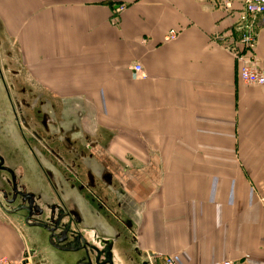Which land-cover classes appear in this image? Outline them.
<instances>
[{"label":"crops","instance_id":"0c3cea01","mask_svg":"<svg viewBox=\"0 0 264 264\" xmlns=\"http://www.w3.org/2000/svg\"><path fill=\"white\" fill-rule=\"evenodd\" d=\"M217 1L0 0V62L29 123L2 87V157L41 202L61 198L149 264H264V86L239 78ZM246 55L264 68V26ZM31 249L33 264L79 260L0 208V257Z\"/></svg>","mask_w":264,"mask_h":264},{"label":"water","instance_id":"95a60500","mask_svg":"<svg viewBox=\"0 0 264 264\" xmlns=\"http://www.w3.org/2000/svg\"><path fill=\"white\" fill-rule=\"evenodd\" d=\"M24 190L19 191L15 186L11 194L1 192L0 208L8 214L21 213L24 222L29 227L40 229L47 243L56 251L73 254V257L81 259V264H128L129 260H140L126 254L122 247L117 250L116 241L122 234L116 240H107L89 233L86 229L83 231L75 213L68 211L61 198L57 197L58 202H41L40 196ZM134 252L137 257L140 256L137 248ZM35 253V249L27 252L24 263L33 264V259L31 262L29 256ZM143 264L149 262L145 261Z\"/></svg>","mask_w":264,"mask_h":264},{"label":"built area","instance_id":"2783aa9c","mask_svg":"<svg viewBox=\"0 0 264 264\" xmlns=\"http://www.w3.org/2000/svg\"><path fill=\"white\" fill-rule=\"evenodd\" d=\"M217 4L230 19V28L221 39L224 48L240 61L239 78L247 84L264 86V68L257 66L252 55H246L256 49L259 30L264 26V0H218ZM123 9V6H119L116 12ZM176 37L177 32L171 30L166 39L172 40ZM132 71L136 78L146 77L140 63L134 64ZM260 202L264 207V193L260 196ZM23 260H13L3 256L0 257V264H29L24 263ZM163 261L164 264H177L170 255L164 256ZM219 264H234V262L224 260Z\"/></svg>","mask_w":264,"mask_h":264},{"label":"flooded vegetation","instance_id":"af4514ba","mask_svg":"<svg viewBox=\"0 0 264 264\" xmlns=\"http://www.w3.org/2000/svg\"><path fill=\"white\" fill-rule=\"evenodd\" d=\"M5 70H6V66H4L2 62H0V93L1 90L3 91L4 89V104H6L8 111L10 112L16 123L20 125L22 132L24 131L29 132V123L26 117V113H24V110L21 106L22 104L18 103L15 96L13 95V86H10L8 84L5 76ZM44 144L49 150H51L53 154H56L55 150L51 146H49L48 143L44 142ZM0 171L4 173L2 174L4 175V184H3L4 192L11 194L15 186L19 191L24 190V188H22V186L18 181V175L16 174L15 169L7 164L6 158L5 157L3 158L1 153H0ZM64 254L70 255V257L73 256V254L71 253H64ZM143 262L145 261L139 260L136 262L134 260L133 262H131V260H129L128 264H143ZM76 264H81V259H79Z\"/></svg>","mask_w":264,"mask_h":264}]
</instances>
